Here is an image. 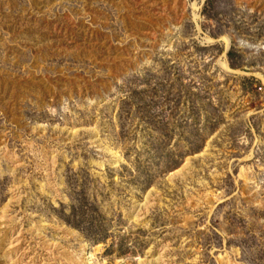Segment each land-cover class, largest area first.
Here are the masks:
<instances>
[{"label":"rangeland","instance_id":"obj_1","mask_svg":"<svg viewBox=\"0 0 264 264\" xmlns=\"http://www.w3.org/2000/svg\"><path fill=\"white\" fill-rule=\"evenodd\" d=\"M0 264H264V0H0Z\"/></svg>","mask_w":264,"mask_h":264}]
</instances>
